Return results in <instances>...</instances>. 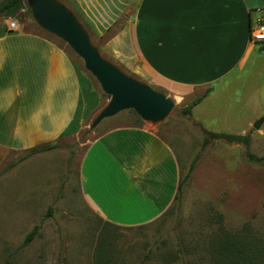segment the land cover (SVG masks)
<instances>
[{
  "label": "crops",
  "instance_id": "1",
  "mask_svg": "<svg viewBox=\"0 0 264 264\" xmlns=\"http://www.w3.org/2000/svg\"><path fill=\"white\" fill-rule=\"evenodd\" d=\"M62 1L89 35L103 40L105 56L132 68L147 85L211 93L238 75L260 86L262 67L247 75L246 66L264 55V43L250 38L256 19H264V0ZM11 21L0 19V166L12 152L69 136L87 112L85 80L70 48L16 22L10 30ZM79 173L88 207L120 228L161 218L180 178L170 145L143 126H117L98 135Z\"/></svg>",
  "mask_w": 264,
  "mask_h": 264
},
{
  "label": "rangeland",
  "instance_id": "2",
  "mask_svg": "<svg viewBox=\"0 0 264 264\" xmlns=\"http://www.w3.org/2000/svg\"><path fill=\"white\" fill-rule=\"evenodd\" d=\"M26 8L12 20L21 29L44 32ZM89 36L104 58L145 83L132 68L101 52L103 40ZM69 52L85 80V119L69 136L57 139L50 151L12 152L0 166V264H102V260L110 261L107 264H211L208 248L220 232H244L254 241H264V164L246 157V153L264 156V122L258 130L253 128L264 117V55L254 57L260 62L252 58L246 66L247 75L262 67L260 86L235 75L187 114L185 109L205 89L169 92L148 84L174 102L163 121L143 122L132 110H125L89 130L109 96L84 69L81 59ZM195 123L211 133L247 136L248 141H210ZM117 126H143L159 135L174 151L180 177L199 156L183 186L179 209L172 204L166 216L148 225L120 228L107 223L80 195L79 165L85 151L98 135ZM50 207L52 213L47 217ZM39 223L34 239L19 249ZM100 242L106 257L98 256Z\"/></svg>",
  "mask_w": 264,
  "mask_h": 264
},
{
  "label": "water",
  "instance_id": "3",
  "mask_svg": "<svg viewBox=\"0 0 264 264\" xmlns=\"http://www.w3.org/2000/svg\"><path fill=\"white\" fill-rule=\"evenodd\" d=\"M25 3L38 27L64 42L81 59L84 69L95 78L101 91L109 96L106 106L91 121L89 130L125 110H132L140 120L151 124L169 115L174 102L104 58L77 17L60 0H25ZM263 122L264 117L255 122L253 128L258 130ZM194 125L210 141L241 144L245 137L211 133L199 123Z\"/></svg>",
  "mask_w": 264,
  "mask_h": 264
},
{
  "label": "trees",
  "instance_id": "4",
  "mask_svg": "<svg viewBox=\"0 0 264 264\" xmlns=\"http://www.w3.org/2000/svg\"><path fill=\"white\" fill-rule=\"evenodd\" d=\"M26 8L25 0H2L0 2V19H8L14 18L19 11ZM28 10V8H26ZM210 89L205 90L190 107L185 109V113L190 114L192 107L198 105L209 93ZM248 141V137L245 136L243 142L246 143ZM55 144H46L39 145L29 150V154H36L40 152L50 151L55 148ZM198 155L193 158L191 161L188 172L184 177L179 178V182L177 185L176 193L174 196L173 204L176 209H179V203L181 201V195L183 186L189 178L191 172L194 169L195 163L198 159ZM246 157L250 161H255L257 163L264 164V156L257 157L251 153H246ZM170 212V208L164 213L163 216H166ZM52 213V208H48L47 217H50ZM108 223V222H107ZM111 224V223H110ZM40 229V223L35 225L32 230L25 236L22 244L19 249L28 245L34 237L37 235ZM248 233L237 232H220L212 244L208 248V256L210 258L211 264H264V241L258 238L256 241L253 240V237ZM102 242V241H101ZM96 246V251L98 256L106 257L107 252L105 251L103 246ZM99 257V258H100ZM97 258V260H99ZM100 258V259H101ZM96 260V261H97ZM110 261L102 260V264H107ZM4 264H9L6 261Z\"/></svg>",
  "mask_w": 264,
  "mask_h": 264
},
{
  "label": "built area",
  "instance_id": "5",
  "mask_svg": "<svg viewBox=\"0 0 264 264\" xmlns=\"http://www.w3.org/2000/svg\"><path fill=\"white\" fill-rule=\"evenodd\" d=\"M10 30L16 28L15 22L11 21L8 25ZM251 41L255 43H264V19L257 18L255 24L251 27L250 30Z\"/></svg>",
  "mask_w": 264,
  "mask_h": 264
}]
</instances>
